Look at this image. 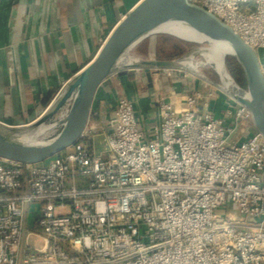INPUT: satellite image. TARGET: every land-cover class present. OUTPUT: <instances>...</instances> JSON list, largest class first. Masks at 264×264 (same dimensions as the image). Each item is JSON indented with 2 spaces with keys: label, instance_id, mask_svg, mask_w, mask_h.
<instances>
[{
  "label": "built area",
  "instance_id": "built-area-1",
  "mask_svg": "<svg viewBox=\"0 0 264 264\" xmlns=\"http://www.w3.org/2000/svg\"><path fill=\"white\" fill-rule=\"evenodd\" d=\"M191 2L255 49L264 75V0ZM159 76L147 121L116 97L51 160L0 158V264H264V136L251 112L207 80L166 89Z\"/></svg>",
  "mask_w": 264,
  "mask_h": 264
},
{
  "label": "crops",
  "instance_id": "crops-1",
  "mask_svg": "<svg viewBox=\"0 0 264 264\" xmlns=\"http://www.w3.org/2000/svg\"><path fill=\"white\" fill-rule=\"evenodd\" d=\"M139 1L0 0V122L21 127L42 115ZM140 83L121 73L107 80L93 104L99 122L90 125L116 97L134 99L147 121L154 102Z\"/></svg>",
  "mask_w": 264,
  "mask_h": 264
},
{
  "label": "water",
  "instance_id": "water-1",
  "mask_svg": "<svg viewBox=\"0 0 264 264\" xmlns=\"http://www.w3.org/2000/svg\"><path fill=\"white\" fill-rule=\"evenodd\" d=\"M174 21L184 22L199 34L223 42L232 50L229 56L242 67L247 78V89L236 82L227 67L226 71L243 95L232 94L220 77V82L216 83L198 70L195 73L246 106L252 114L256 130L264 136V75L256 50L229 25L191 0H140L113 28L94 58L75 74L42 115L25 127L8 126L0 122V158L36 164L75 145L89 124L100 86L115 74L124 70H142V76L147 78L149 87L152 88V70L184 69L180 67V62L191 56L195 58L200 54L197 51L201 49L177 60H142L130 54L141 42L153 36L157 28ZM206 48L208 47L202 49ZM126 55L136 59L135 66L124 64ZM69 100H72V104L66 117L59 123L48 124ZM58 125H62L61 131L48 140L39 141L40 135L35 141L20 139L22 135L42 126L53 128Z\"/></svg>",
  "mask_w": 264,
  "mask_h": 264
},
{
  "label": "rangeland",
  "instance_id": "rangeland-1",
  "mask_svg": "<svg viewBox=\"0 0 264 264\" xmlns=\"http://www.w3.org/2000/svg\"><path fill=\"white\" fill-rule=\"evenodd\" d=\"M185 38L190 39L191 41L199 40V39H194L190 37H185ZM204 47H208V45L186 41L172 34H158L155 36L154 35L150 36L147 39H145L136 48H134L130 54L134 58H139L142 60H150V59L177 60L189 54L192 51L199 50ZM214 53H215V56L217 58L219 57V59L224 63L225 68L227 67V70L232 77L234 73H239L238 67L233 57L219 50L214 51ZM205 62H206L205 58L200 54L196 55L193 60V64L197 66L198 71L201 74H203L210 80L216 83H219L220 79H219L217 72L211 66L206 65ZM175 70L176 72L174 73L173 77H169L163 74V72H159L158 70H152L151 73L153 77V81H152L153 86L151 88L150 95H153L155 92L154 83H155V77L157 76L158 73H160V76L158 77L157 82H159V85L163 86L166 89H171L172 87L170 85L171 83L173 84V82L176 83L173 85V87H175L177 83H179L180 85L181 81L193 86L195 83H197L198 79H202L195 72L189 69H180V70L175 69ZM121 74L127 75L133 81H136V82L140 81L141 89L146 92L147 84L149 85V82L146 77L141 76L142 70H134V69L124 70L121 72ZM209 84L216 85L211 82ZM71 104H72V100H69L60 109V111L51 119V121L48 124H55V123H59L60 121H62L68 114L71 108ZM90 122L97 124L99 122V118L95 117V115H91ZM21 127H24V126H21ZM97 128H98V132L96 134H100L101 130L99 129V126H97ZM61 129H62V125L53 127L47 132H45L44 134L40 135L38 137V140L39 141L48 140L56 136L61 131ZM94 142H95V147H96L97 152L100 153L101 151H103V138L101 136H96ZM225 211H226V207L220 210L221 213H225ZM30 218L32 217L30 216Z\"/></svg>",
  "mask_w": 264,
  "mask_h": 264
},
{
  "label": "bare ground",
  "instance_id": "bare-ground-1",
  "mask_svg": "<svg viewBox=\"0 0 264 264\" xmlns=\"http://www.w3.org/2000/svg\"><path fill=\"white\" fill-rule=\"evenodd\" d=\"M158 34H172L186 41L208 45V48L201 49L197 51V53H200V55H202L205 58L206 65L211 66L217 72L218 76L224 81L226 89L231 91L232 94L234 93L237 95L240 94L243 95L240 89L236 86L235 82L228 75L224 63L219 59V57L217 58L215 56L214 51L216 50L224 52L228 55L232 54V50L225 43L207 38L206 36L199 34L195 30H193L189 25L181 21H174L160 26L155 30L154 36ZM185 37H190L199 40L191 41L190 39H187ZM193 59H194L193 56L185 58L182 62H180V67L184 69H191L194 72H196L198 68L193 64ZM136 63L137 61L133 57L129 55L125 56L124 64L126 66L133 67L135 66ZM50 129H51L50 126H42L40 128L30 131L29 133H26L25 135H22L20 139L28 142L35 141L37 140V137L39 135L44 134Z\"/></svg>",
  "mask_w": 264,
  "mask_h": 264
},
{
  "label": "trees",
  "instance_id": "trees-1",
  "mask_svg": "<svg viewBox=\"0 0 264 264\" xmlns=\"http://www.w3.org/2000/svg\"><path fill=\"white\" fill-rule=\"evenodd\" d=\"M234 61H235L236 65H237V67H238V72L239 73H234L233 74V77H234V79L236 80V82L241 87H243L244 89H247L248 83H247V78L245 76V73H244L242 67L239 65V63L236 60H234Z\"/></svg>",
  "mask_w": 264,
  "mask_h": 264
}]
</instances>
